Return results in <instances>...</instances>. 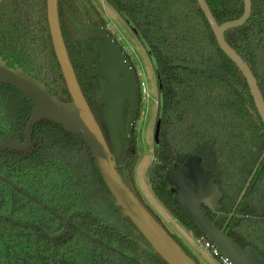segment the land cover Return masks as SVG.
<instances>
[{
  "label": "trees",
  "instance_id": "obj_1",
  "mask_svg": "<svg viewBox=\"0 0 264 264\" xmlns=\"http://www.w3.org/2000/svg\"><path fill=\"white\" fill-rule=\"evenodd\" d=\"M105 1L134 33L156 81L158 135L147 176L151 192L180 226L195 237H202L174 203L163 179L164 171L174 163L189 155L200 157L202 167L212 172L223 195L220 211L225 216L216 218L208 213L209 220L214 223L216 219L217 228L223 229L264 151V126L243 76L219 49L196 0ZM205 2L218 25L238 19L243 13L242 0ZM57 11L77 83L112 153L102 107L97 104L102 81L88 77L77 50L88 49L86 38L95 33L96 19L103 26L105 23L89 0H57ZM224 37L248 65L264 99V0H251L248 21L242 27L226 31ZM0 60L9 68L19 67L39 79L60 101L70 102L53 52L46 0H0ZM31 114L29 101L15 88L0 83V139L22 142ZM139 116L137 110L131 130L127 132L124 128L120 135L121 153L116 170L124 186L163 228L137 193L133 180L138 160L135 124ZM123 118L126 123V110ZM19 186L33 188L29 189L32 195L49 196L43 198L49 203L91 201L94 212L107 209L99 206L100 203H109L112 207L107 211L124 220L121 233L125 239L140 243L156 264H167L130 219L114 209L115 201L85 142L77 135L66 133L61 125L41 119L31 130L27 150L0 148V216L3 218H7L4 211L10 202L8 191L10 187L20 191ZM80 193L86 196L82 200L67 198ZM14 200L23 201V198L16 195ZM235 214L247 218H232L224 233L235 243L243 244L241 247H252L264 258V159ZM189 257L198 264L194 257Z\"/></svg>",
  "mask_w": 264,
  "mask_h": 264
},
{
  "label": "water",
  "instance_id": "obj_2",
  "mask_svg": "<svg viewBox=\"0 0 264 264\" xmlns=\"http://www.w3.org/2000/svg\"><path fill=\"white\" fill-rule=\"evenodd\" d=\"M196 2L219 49L243 76L256 112L264 126V99L256 79L248 65L227 44L224 37L226 31L242 27L248 21L251 15V0H242L243 13L238 19L221 25L216 23L205 0H196ZM46 17L53 52L71 100L68 103L60 101L48 92L39 79L31 77L20 68H8L0 60V83L15 88L32 106V114L25 124L22 142L0 139V148L14 151L28 149L31 144V130L41 119L61 125L66 133L77 135L85 142L92 155L95 168L115 201L114 209L130 219L158 255L167 264H196L143 208L124 186L117 173L116 160L121 153L120 135L124 128L127 132L131 130L136 106L134 79L123 54L101 29L99 32L103 37V43L95 47L93 56L85 48H77L88 77H98L102 81L97 104L102 107V118L112 147L111 153L82 95L69 61L58 20L57 0H46ZM98 54L102 56V59H97ZM120 75L122 79L119 78ZM125 103L129 105V111L124 124L123 107ZM157 135L158 124L155 125V142ZM263 159L264 151L221 230L209 220L203 210V208L207 209L216 217L223 215L220 211L223 195L215 183L212 172L202 167L201 158L189 155L181 165L175 164L173 171H167L165 174V180L175 190L174 203L194 224L205 240L217 250L220 257L229 264H264V258L252 247L241 249L224 233L232 218H243L235 215V210Z\"/></svg>",
  "mask_w": 264,
  "mask_h": 264
},
{
  "label": "flooded vegetation",
  "instance_id": "obj_3",
  "mask_svg": "<svg viewBox=\"0 0 264 264\" xmlns=\"http://www.w3.org/2000/svg\"><path fill=\"white\" fill-rule=\"evenodd\" d=\"M95 23H97L94 28L95 33L86 38L87 50L93 56L95 47L103 43V37L99 32L101 29L121 51L134 79L135 117V112L140 111L142 106L141 84L136 67L106 25L103 26L99 19H96ZM124 23L126 24L125 21ZM127 28L134 35L128 25ZM97 59H102V56L98 54ZM17 68L19 67L12 69ZM119 78L122 79V76L120 75ZM125 110L128 115L129 105L127 103L124 104L123 112ZM184 160L174 163L163 173V179L169 186L173 197L175 190L165 180V174L167 171H173L174 165H181ZM15 187L18 188L17 185ZM19 188L20 191L10 187L8 191L10 202L4 211L7 218L0 216V264H156L149 252L141 249L140 243L128 237L125 239L121 233L124 220L107 211L111 206L109 203H100L99 206L107 207V209L94 212V204L91 201L58 200L49 203L43 200L49 196L32 195L29 189L33 188L20 186ZM16 195L21 196L23 201H15ZM53 197L59 199L55 195ZM85 197L82 193L67 196V198L79 200ZM203 210L208 218H210L208 213L213 215L207 209L203 208ZM155 217L157 218L156 215ZM213 222L216 225V219ZM235 244L241 249L249 247ZM180 246L186 252L181 244Z\"/></svg>",
  "mask_w": 264,
  "mask_h": 264
},
{
  "label": "rangeland",
  "instance_id": "obj_4",
  "mask_svg": "<svg viewBox=\"0 0 264 264\" xmlns=\"http://www.w3.org/2000/svg\"><path fill=\"white\" fill-rule=\"evenodd\" d=\"M107 29L117 38L136 67L142 93V106L139 120L135 124L137 163L133 169V180L137 192L147 207L157 216L163 228L178 242L185 251L194 257L198 264H223L212 258L209 251L200 248V238L190 234L180 226L168 211L158 202L150 190L147 176L154 148V128L157 112V87L148 57L135 36L129 31L123 19L115 13L105 0H89ZM135 119V117H134Z\"/></svg>",
  "mask_w": 264,
  "mask_h": 264
},
{
  "label": "built area",
  "instance_id": "obj_5",
  "mask_svg": "<svg viewBox=\"0 0 264 264\" xmlns=\"http://www.w3.org/2000/svg\"><path fill=\"white\" fill-rule=\"evenodd\" d=\"M196 242L200 246V248L209 251L212 258L221 260L223 264H229L226 260L220 257L217 250H215L213 246L208 241H206L203 236L200 237Z\"/></svg>",
  "mask_w": 264,
  "mask_h": 264
}]
</instances>
